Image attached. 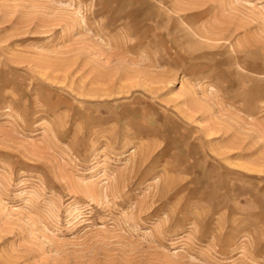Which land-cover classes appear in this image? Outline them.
I'll return each instance as SVG.
<instances>
[{
  "label": "rangeland",
  "instance_id": "1",
  "mask_svg": "<svg viewBox=\"0 0 264 264\" xmlns=\"http://www.w3.org/2000/svg\"><path fill=\"white\" fill-rule=\"evenodd\" d=\"M0 264H264V0H0Z\"/></svg>",
  "mask_w": 264,
  "mask_h": 264
}]
</instances>
